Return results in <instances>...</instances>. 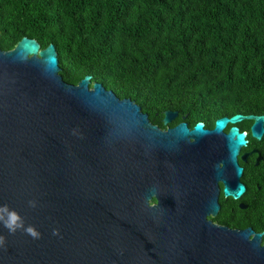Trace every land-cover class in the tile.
I'll list each match as a JSON object with an SVG mask.
<instances>
[{
    "label": "water",
    "instance_id": "water-1",
    "mask_svg": "<svg viewBox=\"0 0 264 264\" xmlns=\"http://www.w3.org/2000/svg\"><path fill=\"white\" fill-rule=\"evenodd\" d=\"M60 73L54 44L0 46V206L39 233L0 223V264H264L263 234L207 219L219 182L226 197L245 193L237 124L253 121L260 140L264 114L163 130L92 76L74 85ZM178 116L166 111L164 125Z\"/></svg>",
    "mask_w": 264,
    "mask_h": 264
},
{
    "label": "trees",
    "instance_id": "trees-1",
    "mask_svg": "<svg viewBox=\"0 0 264 264\" xmlns=\"http://www.w3.org/2000/svg\"><path fill=\"white\" fill-rule=\"evenodd\" d=\"M25 37L55 45L67 83L90 75L163 129L166 111L264 114V0H0L1 49Z\"/></svg>",
    "mask_w": 264,
    "mask_h": 264
},
{
    "label": "flooded vegetation",
    "instance_id": "flooded-vegetation-1",
    "mask_svg": "<svg viewBox=\"0 0 264 264\" xmlns=\"http://www.w3.org/2000/svg\"><path fill=\"white\" fill-rule=\"evenodd\" d=\"M256 115V114H251ZM263 115V114H262ZM248 116V115H245ZM185 117V116H183ZM181 117L180 122L172 124L180 119V115L163 130L173 128L185 121ZM186 119V117H185ZM188 123V122H187ZM197 124V123H195ZM194 124V125H195ZM205 129H213L203 123ZM253 121L243 120L237 126L241 132L247 134V145L241 149L239 164L243 167L241 182L245 185L246 191L239 199L226 197L223 193V183L219 182L221 188L219 195L220 210L216 215L210 214L207 219L213 225L229 228L231 230L244 231L253 230L251 239L257 234H263L261 245L264 244V134L260 140L253 138L251 126ZM193 128V126H190ZM250 125V129L243 131L245 126ZM228 130V129H227ZM155 204V200L151 202Z\"/></svg>",
    "mask_w": 264,
    "mask_h": 264
},
{
    "label": "clouds",
    "instance_id": "clouds-1",
    "mask_svg": "<svg viewBox=\"0 0 264 264\" xmlns=\"http://www.w3.org/2000/svg\"><path fill=\"white\" fill-rule=\"evenodd\" d=\"M31 207H35L34 201H29ZM0 223L6 227L11 234H14L18 229H23L27 234L33 238H39V233L32 227L28 226L25 228L22 218L18 215L15 210L9 209L7 205L0 206ZM54 235L58 234V230L53 231ZM4 243V237L0 236V244Z\"/></svg>",
    "mask_w": 264,
    "mask_h": 264
}]
</instances>
